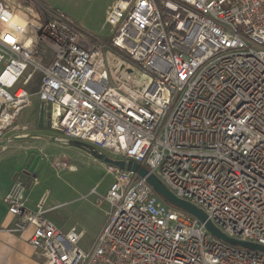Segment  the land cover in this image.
<instances>
[{
  "label": "built area",
  "instance_id": "built-area-1",
  "mask_svg": "<svg viewBox=\"0 0 264 264\" xmlns=\"http://www.w3.org/2000/svg\"><path fill=\"white\" fill-rule=\"evenodd\" d=\"M106 23L113 50L86 46L63 13L0 0V140L37 95L61 138L140 163L225 235L264 246V0H113ZM108 169L96 204L110 211L89 250L83 231L48 218V194L28 207L23 178L4 198L7 230L32 229L44 264H264V251L215 237L137 173Z\"/></svg>",
  "mask_w": 264,
  "mask_h": 264
},
{
  "label": "rangeland",
  "instance_id": "rangeland-1",
  "mask_svg": "<svg viewBox=\"0 0 264 264\" xmlns=\"http://www.w3.org/2000/svg\"><path fill=\"white\" fill-rule=\"evenodd\" d=\"M11 1L24 6L31 0ZM33 1L65 14L78 24L81 27L79 30L84 34L86 46H95L102 42L110 48L107 39L110 40L114 35V27L106 23V18L113 0ZM89 34L97 35L101 39L98 40ZM2 69L3 65L0 63V72ZM36 77L35 75L33 80ZM47 113L48 108H42L39 97L32 96V104L22 110L14 128L8 131L4 138L32 133L61 138L58 132L51 129ZM8 144L11 146L22 144L27 147L25 150L29 152L27 161L32 168L36 167L39 174L38 181L28 185L30 199L37 201L48 194L46 206H58L47 213L48 218L65 232L73 227L83 231L79 246L89 250L106 224L110 211L109 203L106 202L102 206L96 204L100 197L107 194L114 181V174L109 171L108 164L77 146L62 142L33 137L20 138ZM9 150L7 148L4 151ZM107 154L109 157L118 158L113 154ZM62 157L69 160V168L59 169L55 166V160Z\"/></svg>",
  "mask_w": 264,
  "mask_h": 264
},
{
  "label": "crops",
  "instance_id": "crops-1",
  "mask_svg": "<svg viewBox=\"0 0 264 264\" xmlns=\"http://www.w3.org/2000/svg\"><path fill=\"white\" fill-rule=\"evenodd\" d=\"M7 148L10 150L4 151ZM26 149L27 147L25 148L22 144L20 146L9 144L0 146V264H44L42 256L29 243L32 229L21 234L11 233L7 230L15 221V217L8 212L4 201L13 179L23 178L28 186L29 183H36L39 177L36 167L32 168L33 166L31 167L27 161L29 152L25 151ZM29 194L30 187L28 186L27 205L29 208L35 209L41 198L33 201Z\"/></svg>",
  "mask_w": 264,
  "mask_h": 264
},
{
  "label": "water",
  "instance_id": "water-1",
  "mask_svg": "<svg viewBox=\"0 0 264 264\" xmlns=\"http://www.w3.org/2000/svg\"><path fill=\"white\" fill-rule=\"evenodd\" d=\"M43 113V111H42ZM43 117V115H42ZM40 138L45 139L48 141H57L62 142L70 145L77 146L91 155H93L95 158L99 159L102 162H105L110 165H115L120 169H127L130 171H133L137 173L142 178H145L146 181L155 189V191L169 204L179 207L181 209L186 210L187 212L191 213L192 215L196 216L198 219H200L203 223H205L206 228L210 233H212L215 237L235 244L237 246H241L243 248L249 249V250H261L264 251V246L249 242V241H242L239 239L231 238L225 235L219 228H217L210 219H208V216L206 213L195 206L194 204L182 200L175 196L167 187L166 185L160 180V178L153 173L151 170L146 168L145 166L141 165L138 162L135 161H129L126 160H116L112 159L109 156H107L104 152L100 151L97 147L94 145L88 144L86 142L78 141V140H71V139H64V138H57L52 136H47L43 134L38 133H32V134H26L24 136L21 135H12L9 137H6L4 139L0 140V146L6 145L10 141H14L20 138Z\"/></svg>",
  "mask_w": 264,
  "mask_h": 264
},
{
  "label": "trees",
  "instance_id": "trees-1",
  "mask_svg": "<svg viewBox=\"0 0 264 264\" xmlns=\"http://www.w3.org/2000/svg\"><path fill=\"white\" fill-rule=\"evenodd\" d=\"M107 43L110 44V49L113 50L111 38H110V40L107 39ZM36 76L37 77L33 80L32 84L30 86H28V88L30 89L31 92H37L39 90V87H40L41 75L38 74Z\"/></svg>",
  "mask_w": 264,
  "mask_h": 264
}]
</instances>
